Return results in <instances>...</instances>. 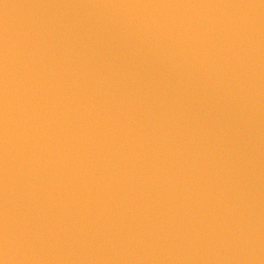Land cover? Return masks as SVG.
<instances>
[{
	"label": "water",
	"instance_id": "95a60500",
	"mask_svg": "<svg viewBox=\"0 0 264 264\" xmlns=\"http://www.w3.org/2000/svg\"><path fill=\"white\" fill-rule=\"evenodd\" d=\"M0 264H264V0H0Z\"/></svg>",
	"mask_w": 264,
	"mask_h": 264
}]
</instances>
